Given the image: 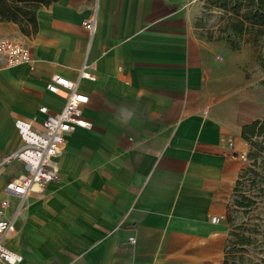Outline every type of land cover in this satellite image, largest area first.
Listing matches in <instances>:
<instances>
[{
	"label": "crops",
	"instance_id": "obj_1",
	"mask_svg": "<svg viewBox=\"0 0 264 264\" xmlns=\"http://www.w3.org/2000/svg\"><path fill=\"white\" fill-rule=\"evenodd\" d=\"M193 1L58 0L29 36L0 22V36L31 53L0 79V161L22 145L15 119L36 125L39 107L63 106L46 89L53 74L77 82L92 123L66 136L55 180L15 221L6 245L18 264H224L248 173L233 155L248 157L242 129L264 118V41L198 36ZM22 172L18 161L0 166V200Z\"/></svg>",
	"mask_w": 264,
	"mask_h": 264
},
{
	"label": "built area",
	"instance_id": "obj_2",
	"mask_svg": "<svg viewBox=\"0 0 264 264\" xmlns=\"http://www.w3.org/2000/svg\"><path fill=\"white\" fill-rule=\"evenodd\" d=\"M85 27L93 31L94 16L87 19ZM31 53L28 47L12 39L0 36V79L10 74L12 68L29 63ZM79 77H89L82 68ZM46 89L65 98L63 106L56 112H49L46 106L39 107L44 119L34 124L33 120L17 118L14 127L22 145L19 149L6 154L0 166L12 161L23 164L24 172L9 179L3 192L9 197L0 200V264H18L21 254L9 249L7 237L14 231V223L20 218L30 199L40 197L47 185L57 176L56 157L61 152L66 136L75 129H91L92 123L82 116V108L87 103L86 94L78 90L76 81L53 74L46 83ZM36 123V122H35ZM236 158L248 162L246 154H234ZM10 197L15 198L11 213ZM220 217H211L212 223H218ZM130 241L133 242L132 239Z\"/></svg>",
	"mask_w": 264,
	"mask_h": 264
},
{
	"label": "rangeland",
	"instance_id": "obj_3",
	"mask_svg": "<svg viewBox=\"0 0 264 264\" xmlns=\"http://www.w3.org/2000/svg\"><path fill=\"white\" fill-rule=\"evenodd\" d=\"M246 2L194 0L192 26L196 34L208 40L237 46L242 38L234 35L229 25L244 19V13L248 10ZM245 24L248 22L245 21ZM258 71L264 72V51H260ZM248 160L247 169L250 171L243 184L244 221L234 233L226 264H264V161L253 164L252 159Z\"/></svg>",
	"mask_w": 264,
	"mask_h": 264
},
{
	"label": "trees",
	"instance_id": "obj_4",
	"mask_svg": "<svg viewBox=\"0 0 264 264\" xmlns=\"http://www.w3.org/2000/svg\"><path fill=\"white\" fill-rule=\"evenodd\" d=\"M56 1L58 0H0V22H12L19 27L22 34L29 36L36 32V14L40 7H47ZM246 7L248 10L244 13V19L230 23L231 31L234 35L245 33L253 36L254 41H264V0H247ZM245 21L248 22L247 25ZM254 135L264 137V118L242 129V137L249 141L253 148L248 155V158L253 160V164L264 152V140L254 142L251 140Z\"/></svg>",
	"mask_w": 264,
	"mask_h": 264
}]
</instances>
